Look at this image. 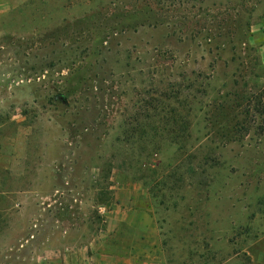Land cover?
Masks as SVG:
<instances>
[{
	"label": "rangeland",
	"instance_id": "rangeland-1",
	"mask_svg": "<svg viewBox=\"0 0 264 264\" xmlns=\"http://www.w3.org/2000/svg\"><path fill=\"white\" fill-rule=\"evenodd\" d=\"M0 162V264L86 260L132 185L167 264H263L264 0H0Z\"/></svg>",
	"mask_w": 264,
	"mask_h": 264
},
{
	"label": "crops",
	"instance_id": "crops-1",
	"mask_svg": "<svg viewBox=\"0 0 264 264\" xmlns=\"http://www.w3.org/2000/svg\"><path fill=\"white\" fill-rule=\"evenodd\" d=\"M8 169L0 162V199L6 194L2 174ZM139 190L138 185L116 188V202L110 209L102 235L88 244L94 250H90L86 260L75 257L74 264H167L157 222L146 205L147 194ZM261 259L264 264V249Z\"/></svg>",
	"mask_w": 264,
	"mask_h": 264
}]
</instances>
